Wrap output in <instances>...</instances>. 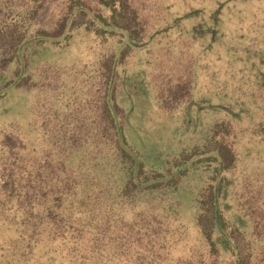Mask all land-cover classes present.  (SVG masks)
I'll return each instance as SVG.
<instances>
[{
  "label": "trees",
  "instance_id": "16d2710c",
  "mask_svg": "<svg viewBox=\"0 0 264 264\" xmlns=\"http://www.w3.org/2000/svg\"><path fill=\"white\" fill-rule=\"evenodd\" d=\"M0 264H264V0H0Z\"/></svg>",
  "mask_w": 264,
  "mask_h": 264
}]
</instances>
